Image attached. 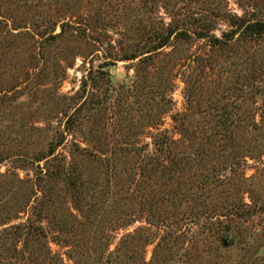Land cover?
<instances>
[{
	"label": "rangeland",
	"instance_id": "374dc122",
	"mask_svg": "<svg viewBox=\"0 0 264 264\" xmlns=\"http://www.w3.org/2000/svg\"><path fill=\"white\" fill-rule=\"evenodd\" d=\"M186 14L206 18L214 25L209 34L224 37L237 16L264 18V0H0V231L43 225L49 250L43 263L33 259L35 243L24 250L18 241V251H2L0 261L48 264L56 256L59 264H77L70 233H61L57 220L69 223L74 214L87 221L85 202L115 165L120 193L97 201L99 228L86 226L83 234L87 249L100 238L98 252L88 249V264L107 263L134 233L129 264H264V35L240 40L237 33L228 45L173 36L156 49L150 34ZM133 52L139 56L125 58ZM226 122L233 128L226 153L241 157L222 167L224 182L202 203L210 213L189 199L154 217L144 198L131 199L142 178L140 157L169 159L208 133L222 145ZM51 147L52 156L32 162ZM59 164L67 173L54 179ZM184 181L179 190L194 196L198 183ZM48 190L57 199L40 217L35 206ZM235 205L249 209L237 222L225 215ZM207 215L239 223L233 243L216 224L206 225Z\"/></svg>",
	"mask_w": 264,
	"mask_h": 264
},
{
	"label": "trees",
	"instance_id": "16d2710c",
	"mask_svg": "<svg viewBox=\"0 0 264 264\" xmlns=\"http://www.w3.org/2000/svg\"><path fill=\"white\" fill-rule=\"evenodd\" d=\"M234 29L230 32L224 33V37H217L215 34H209V31L213 29L214 25L209 24L207 22L206 18H202L200 16H196L195 14H186L183 17L176 20L174 23L168 24L166 26V32H163L160 30H154L155 32L151 33L150 36H155L156 39L158 38L157 42L155 43L156 49H159L161 47H164L168 45L171 41V38L174 36L177 40H189L193 36L199 37V38H205L207 36L210 37L214 45H228V44H235L232 42L234 39V36L237 33H240V40L244 37L246 38L255 36V35H264V18H253L248 19L246 17H235L231 24ZM191 27H195L194 30L191 31ZM163 29V28H162ZM238 38V42H239ZM139 55L136 54V52H133L131 54H128L125 56L126 59H134L138 57ZM152 56H148L145 59H149ZM145 61V60H144ZM232 112V111H231ZM263 113V112H262ZM262 120L264 117V114H262ZM228 115L225 116L226 119H230L232 117V113L229 112L226 113ZM235 121L239 123L243 118L241 116L236 115ZM254 123V122H253ZM249 124V123H247ZM253 126V124H251ZM257 125L258 124H255ZM233 128L231 127L230 123L226 122L225 126V132L223 136L228 137L226 138V142H224L222 145L218 144L215 146V141H209L210 139V133L205 136H196V141L189 142L188 146H186V149L183 151L182 149H179L178 152H174L171 154V152L167 153V158H162L161 156H146V157H140L139 158V165H140V182H139V188L136 190V193L133 195L131 199H143V203L146 207L152 212L154 217H157V214H161L162 212L166 213L170 211L171 206L173 207H179L178 204L182 205L184 201H187L189 199H192V201L195 204V208L202 209V213H210L208 205L202 203L207 199L208 197H212V188L213 185H218L224 182L222 180L223 174L221 173L222 167H227L228 165L237 164L239 163V159L241 155L238 156V154L234 151V155L231 156L230 154L226 153L229 143L228 139L231 136ZM222 134V132H219ZM216 131V134H219ZM175 145H179V142H174ZM211 145H213L215 148L211 151L210 148ZM139 151V150H136ZM223 152L224 154H220V157L223 158L221 160L220 158L214 157L217 155V152ZM55 153V147H51L49 152L47 154H39L35 160L32 162H39L42 160L47 159L48 157L52 156ZM136 153V152H135ZM140 156V152L138 154ZM213 155V158L215 160H210L209 162L207 160L208 156ZM224 155V156H223ZM55 158V156H53ZM207 160V161H206ZM109 161V160H108ZM231 163V164H230ZM111 164V163H107ZM219 164V165H217ZM115 165H109L107 167V174L108 178H105L104 184H101L99 189H96L91 194L92 201L87 200L85 202V209L83 210L87 221H82L78 219L77 216L72 214L73 221L67 223L64 218H59L57 220V225L60 227V230H65L66 232L70 233V236H68L67 241L71 243L73 246L71 255L73 256L75 262L77 264H88V256L92 255L89 254L88 249H91V251L98 252V249L100 250V247L98 245V240L93 243L92 246H88V249L86 248V244L84 242L83 234L86 232V226L92 227L96 226V231L98 230L99 224H95L97 218H93L95 213H98V208H96L97 201H100L102 199V202L104 204L110 203V200H113V197L115 195L117 196L119 191H115L113 187L117 188L118 181L113 184L112 177L116 173L117 168L114 170L113 167ZM49 171V170H48ZM75 175V178H79V172L78 171H72ZM41 173V171H40ZM65 167L62 164H59L55 170L52 172V178H62L64 175H66ZM189 178L190 182L198 183L196 190H201L200 193L194 194V196H191V192L186 193L185 196L182 191L179 190L181 185L186 184L187 182L184 181V178ZM42 181L44 178L42 177ZM77 183V182H76ZM177 185V187L174 186ZM74 189L77 190L76 184H74ZM103 185V186H102ZM117 185V186H116ZM194 185H192L193 187ZM194 188V187H193ZM191 191V187H190ZM54 193V191L46 192V195L42 197L38 201V205L35 206V210H37V215L41 217V215L45 212V209L53 203L55 198L57 199V196H51V193ZM50 194V195H49ZM48 195V197H47ZM119 195V194H118ZM204 197V198H203ZM79 198L83 200V193H79ZM179 200V201H178ZM114 201V200H113ZM183 201V202H182ZM181 202V203H180ZM115 203H118V200L115 201ZM143 204V207H144ZM202 207V208H201ZM112 208H117V204H115ZM194 208V209H195ZM102 209V208H100ZM99 209V211H100ZM188 208L186 209V211ZM249 209H244L243 207L239 205H235L231 212L228 214H225L229 216L230 218H233L231 220L236 221L238 219H243L247 216ZM230 211V210H229ZM106 212V209L104 213ZM103 213V214H104ZM106 214V213H105ZM236 214V215H235ZM162 215V214H161ZM220 218V217H219ZM219 218L215 220V222H212L211 216L207 215V223L206 225L212 226L213 224H216L214 228L215 232H224L223 240L225 241L228 238H232V243L234 242V239L236 238L235 235L239 233L240 226L239 223H234L232 221L227 222L224 224ZM118 221L121 222L120 225L126 224L125 219L126 216L123 215L117 217ZM100 221V219L97 220V223ZM208 221L210 222L208 224ZM237 222V221H236ZM215 226V225H214ZM44 226L43 225H35L33 223H26V224H18V225H12L4 230L0 231V255L2 254V251H18V244L17 242L20 241L23 243L24 248H28V245L31 243H35L34 250L32 251V255H34L35 260H39L41 258L42 262L45 263L44 259H47L49 256V250H47V247L44 244V240H41V237H44ZM89 229V228H87ZM95 231V232H96ZM100 234V232H99ZM104 235V234H103ZM235 237V238H234ZM102 239V237H101ZM176 239V238H175ZM136 241V235L134 234H128L125 238H123L121 244L118 246L116 251L107 259V263L105 264H129L128 261L125 259L127 255L131 253V251L135 252V248H132L134 246V243ZM108 245V240L105 243ZM43 245V246H42ZM133 245V246H132ZM36 247V248H35ZM161 248V243L158 245ZM42 248V249H41ZM104 249V248H103ZM15 253V252H14ZM99 253H102L99 252ZM98 254V253H95ZM135 254V253H134ZM133 254V259H134ZM157 256V250L155 251ZM42 255V256H41ZM91 257V256H90ZM97 257V255H95ZM52 260H50V263L48 264H57L59 262V259L56 256H53ZM111 258V259H110ZM44 260V261H43ZM0 264H5L4 262L0 261ZM9 264V263H8ZM38 264H42L39 262ZM59 264V263H58Z\"/></svg>",
	"mask_w": 264,
	"mask_h": 264
}]
</instances>
